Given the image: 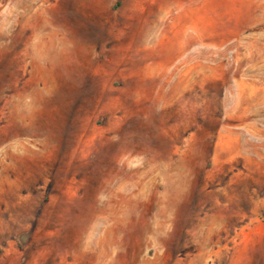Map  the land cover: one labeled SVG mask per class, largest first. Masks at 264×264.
Returning <instances> with one entry per match:
<instances>
[{"label": "rangeland", "instance_id": "1", "mask_svg": "<svg viewBox=\"0 0 264 264\" xmlns=\"http://www.w3.org/2000/svg\"><path fill=\"white\" fill-rule=\"evenodd\" d=\"M261 48L264 0H0V264H264Z\"/></svg>", "mask_w": 264, "mask_h": 264}, {"label": "crops", "instance_id": "2", "mask_svg": "<svg viewBox=\"0 0 264 264\" xmlns=\"http://www.w3.org/2000/svg\"><path fill=\"white\" fill-rule=\"evenodd\" d=\"M262 56L256 58L253 54L250 68L242 69L235 77L234 94L224 96L226 99H233L232 108L229 106L225 110H236L234 117L244 120L238 123V127L250 131L251 137L257 140L264 139V55ZM248 114H251L250 120L245 118Z\"/></svg>", "mask_w": 264, "mask_h": 264}, {"label": "water", "instance_id": "3", "mask_svg": "<svg viewBox=\"0 0 264 264\" xmlns=\"http://www.w3.org/2000/svg\"><path fill=\"white\" fill-rule=\"evenodd\" d=\"M264 216V215H263Z\"/></svg>", "mask_w": 264, "mask_h": 264}]
</instances>
